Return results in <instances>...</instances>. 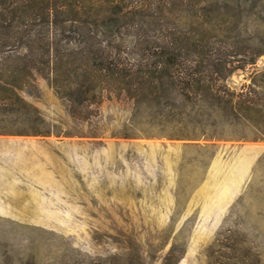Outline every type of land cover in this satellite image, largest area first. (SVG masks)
I'll list each match as a JSON object with an SVG mask.
<instances>
[{
    "label": "rangeland",
    "instance_id": "1",
    "mask_svg": "<svg viewBox=\"0 0 264 264\" xmlns=\"http://www.w3.org/2000/svg\"><path fill=\"white\" fill-rule=\"evenodd\" d=\"M182 8L258 53L226 80L255 93L168 126L123 93L73 115L36 73L48 132L0 133V264H264V0Z\"/></svg>",
    "mask_w": 264,
    "mask_h": 264
},
{
    "label": "trees",
    "instance_id": "2",
    "mask_svg": "<svg viewBox=\"0 0 264 264\" xmlns=\"http://www.w3.org/2000/svg\"><path fill=\"white\" fill-rule=\"evenodd\" d=\"M190 1L0 0V133L48 132L21 95L33 90L36 73L83 117L116 93L158 106L168 126L183 106L192 122L207 103L237 112L235 98L255 90L244 84L235 94L226 80L258 53L217 38L214 19L182 8Z\"/></svg>",
    "mask_w": 264,
    "mask_h": 264
}]
</instances>
